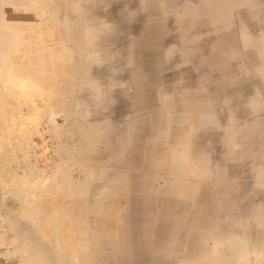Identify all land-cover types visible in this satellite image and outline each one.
Segmentation results:
<instances>
[{
  "label": "rangeland",
  "instance_id": "rangeland-1",
  "mask_svg": "<svg viewBox=\"0 0 264 264\" xmlns=\"http://www.w3.org/2000/svg\"><path fill=\"white\" fill-rule=\"evenodd\" d=\"M0 264H264V0H0Z\"/></svg>",
  "mask_w": 264,
  "mask_h": 264
}]
</instances>
